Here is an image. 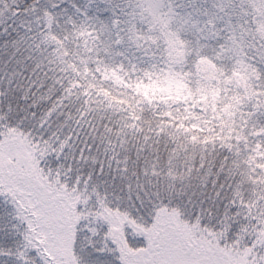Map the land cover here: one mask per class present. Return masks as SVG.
<instances>
[{"label":"snow or ice","instance_id":"obj_1","mask_svg":"<svg viewBox=\"0 0 264 264\" xmlns=\"http://www.w3.org/2000/svg\"><path fill=\"white\" fill-rule=\"evenodd\" d=\"M0 264H264V0H0Z\"/></svg>","mask_w":264,"mask_h":264}]
</instances>
